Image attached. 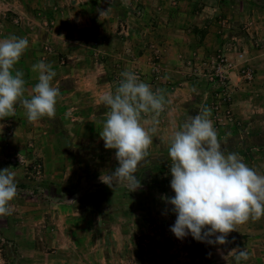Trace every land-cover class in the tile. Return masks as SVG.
Returning a JSON list of instances; mask_svg holds the SVG:
<instances>
[{"label":"crops","instance_id":"obj_1","mask_svg":"<svg viewBox=\"0 0 264 264\" xmlns=\"http://www.w3.org/2000/svg\"><path fill=\"white\" fill-rule=\"evenodd\" d=\"M221 1L0 0V7L8 8L24 20L18 28L13 23L0 22V40L15 35L29 42L14 65V70L24 73V98L31 97L32 88L38 83V72L32 71V66L41 60L52 65L56 76L51 83L60 93L52 119L43 117L29 122L26 110L17 104L14 117L0 120V170L6 168L3 161L7 146L17 150L33 141L48 168L49 180L56 185L68 183L71 196L77 194V185L86 181L87 186H92L95 179L100 180L102 174L106 176L115 156L110 155L113 149H105L99 135L108 110L101 97L115 90L116 75L125 70L137 69L144 75V82L152 81L156 52L163 54L162 73L157 83H161L165 96V112L158 118V124L153 123V117L141 120V124L145 128L156 127L151 151L167 158L171 139L187 116L205 107L210 109V85L191 73L189 63L207 58L218 49L234 61L238 59L228 45L221 46L222 41H218L220 29L214 27V20ZM53 6L58 11H52ZM39 11H47L45 16L55 25L51 31L44 27ZM101 11L104 13L100 15ZM49 40L53 43L52 53L46 55L44 44ZM248 63L238 62L237 68ZM257 78L259 73L255 86L249 87L238 71L230 74L232 109L238 124L215 131L225 154L238 153L257 174L264 175V90L257 87ZM10 129L14 132L11 138L5 136ZM158 163L161 162L150 167H165L166 175L170 173L168 158L166 165ZM57 188L47 192L53 191L60 198L63 193ZM10 204L11 214L0 216V240L14 244L15 262L94 264V261L104 263L107 258L101 250L103 244H94L93 234L83 231L96 228L86 218H77L78 205L54 202L26 206L21 201ZM27 211L41 214L30 219ZM46 214L51 217L47 218ZM53 223L57 225L55 236L48 231L31 230ZM71 225H75L79 235L69 233ZM81 225L83 228H79ZM231 233L230 247H227L230 252L245 248L249 255L262 257L264 264V216L236 225V231Z\"/></svg>","mask_w":264,"mask_h":264},{"label":"clouds","instance_id":"obj_2","mask_svg":"<svg viewBox=\"0 0 264 264\" xmlns=\"http://www.w3.org/2000/svg\"><path fill=\"white\" fill-rule=\"evenodd\" d=\"M28 46L26 38L15 35L0 40V120L14 117L17 104L26 110L29 122L55 117L60 93L51 83L56 76L51 64L41 60L32 66V71L38 72V83L31 97L24 98V73L14 70V65ZM120 76L115 90L101 97L108 110L99 133L105 149L115 150L118 166L100 179L109 187L125 184L129 192H135L142 187L136 173L147 162L152 134L157 131L155 126L141 124L142 114H151L153 123L158 124L166 101L160 89L153 91L134 72L125 70ZM210 115L206 107L198 110L175 131L167 156L175 195L161 199L176 215L170 231L177 239L191 235L198 242L226 245L236 225L264 216V175L257 174L238 153L225 154ZM14 177L11 167L0 170V216L11 214L10 202L18 195ZM230 253L233 258L228 264L249 258L245 248Z\"/></svg>","mask_w":264,"mask_h":264},{"label":"rangeland","instance_id":"obj_3","mask_svg":"<svg viewBox=\"0 0 264 264\" xmlns=\"http://www.w3.org/2000/svg\"><path fill=\"white\" fill-rule=\"evenodd\" d=\"M205 1L213 3L215 0ZM197 8L201 10L200 7ZM7 9L0 7V22L13 23L16 28L21 27L24 20L20 15ZM217 9L219 13L215 17L214 27L220 29V33L217 34L218 41H222L221 46L228 45L230 51L235 53L238 59L234 61L226 56L223 50L218 49L209 57L194 60L193 63L210 62L213 58L218 59L223 56L227 60L235 62L234 71H238L241 80L249 87L255 86L256 74L259 73L257 87L264 90V0H222L218 3ZM52 11L58 10L53 6ZM45 15H47V11H39L38 13V16L44 20V27L51 31L50 29L55 25ZM51 42L50 40L45 41L44 53L46 55L52 53L51 44L53 43ZM156 55L160 58L163 57V54L160 53ZM239 56L242 57L239 58ZM240 60L246 63L251 62V64L248 63V66L237 68ZM242 68H248L252 71L253 79L250 82L242 79L240 74ZM132 72L140 75V80L144 82V75L137 69L132 70ZM191 73L193 74V72ZM121 79L120 74L116 75L117 83L114 84L116 87ZM145 83L149 84L153 91L161 90V83H155L153 80H145ZM212 97L209 108L214 128H225L231 125L222 118L220 123L217 122L216 115L212 110ZM232 99L233 92L229 107L235 124L237 120L232 109ZM164 112L165 109L158 118H161ZM151 117V114H142L141 120H147ZM5 136L13 137V130H8ZM5 149L3 164L6 168L11 167V171L15 174L14 179L18 189V195L11 202L21 201L26 206L54 202L78 205L79 216L77 218H81V220L86 218L96 228L93 231L85 228L83 231L91 232L89 234H93V243L103 244L101 250H104L107 255L104 263L94 261V264H228L232 261L233 255L230 256L231 253L227 248L230 247L229 242L226 245H213L198 242L191 235L179 240L170 231V227L176 220V215L171 211L172 206L166 204L161 197L163 195L168 197L175 195L170 187L172 177L170 173L166 175L165 167H150L155 162H161L158 164L163 165L167 163L165 156L155 154L150 147L148 149L149 155L146 158L147 162L136 173L142 184L139 190L129 192L125 184H113L112 187H109L101 182V179H95L92 185L94 189L90 185L87 186L86 181H84L83 184L76 186L78 192L73 196L68 192L71 190L68 183L56 185L49 180L48 168L44 159L38 155L36 144L33 141L28 142L21 149L12 150L8 146ZM113 151L114 153L110 155L115 156V150L113 149ZM78 153L82 154V152ZM20 156L24 157L25 163L14 165L11 160ZM116 164L117 160L115 159L107 174L114 171ZM52 187H58L57 189L63 193L60 194V198L54 195L53 191L51 194L47 192ZM89 189L91 190L90 193L88 192ZM118 205L123 206V209H119ZM12 213L14 215L15 211ZM26 213L27 218L30 219L40 217L39 214H41V212L35 213L33 211ZM49 213L52 214L53 211H49ZM46 215L47 218L51 217V215ZM56 228L57 225L53 223L32 227L31 230L40 229L44 232L48 231L51 236H55ZM79 228H83V225ZM68 229L69 233L80 234L75 229V225H71ZM231 236L232 233H229L228 241H231ZM79 243L84 244L83 242ZM257 254L260 255V253ZM15 255H17V249L14 244L0 240V264H20L19 261H14ZM262 259V257L251 254L247 260H241L240 264H262Z\"/></svg>","mask_w":264,"mask_h":264},{"label":"built area","instance_id":"obj_4","mask_svg":"<svg viewBox=\"0 0 264 264\" xmlns=\"http://www.w3.org/2000/svg\"><path fill=\"white\" fill-rule=\"evenodd\" d=\"M157 53L154 54L152 66V77L155 83L158 82L162 73L161 60L156 55ZM189 65L193 75L203 77L210 85L211 97L213 96L212 110L216 115L217 122L220 123V119L222 118L228 124H232L233 118L229 106L233 90L230 83V74L235 69V62L229 61L222 56L218 59L213 58L210 62L193 63L192 61ZM240 74L245 81L250 82L253 79L252 71L248 68H242ZM137 76L141 79L140 75L137 74ZM11 161L14 165L25 163L23 156L13 158Z\"/></svg>","mask_w":264,"mask_h":264}]
</instances>
